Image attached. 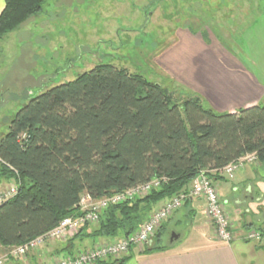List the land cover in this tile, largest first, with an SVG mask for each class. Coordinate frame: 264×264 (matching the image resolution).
Masks as SVG:
<instances>
[{"label":"trees","instance_id":"16d2710c","mask_svg":"<svg viewBox=\"0 0 264 264\" xmlns=\"http://www.w3.org/2000/svg\"><path fill=\"white\" fill-rule=\"evenodd\" d=\"M45 2L6 0L0 39L38 15ZM9 128L0 139V177L16 183L18 191L0 204L2 247L25 244L79 215L83 193L98 199L160 179L146 196L110 205L96 225L87 223L67 239L128 236L148 220L154 205L188 190L201 170L221 169L248 153L264 161V105L230 112L217 111L197 95L178 102L161 84L109 63L33 97ZM218 175L210 173L213 179ZM190 201L179 210L182 218L192 214ZM179 222L178 233H186L190 219ZM169 228L163 224L146 251L171 247L174 242L163 238ZM125 261L107 257L96 264Z\"/></svg>","mask_w":264,"mask_h":264},{"label":"rangeland","instance_id":"374dc122","mask_svg":"<svg viewBox=\"0 0 264 264\" xmlns=\"http://www.w3.org/2000/svg\"><path fill=\"white\" fill-rule=\"evenodd\" d=\"M179 28L202 31L264 83V0H46L0 39V139L33 97L103 63L159 83L182 102L189 91L171 64ZM170 230L182 227L173 222Z\"/></svg>","mask_w":264,"mask_h":264},{"label":"crops","instance_id":"0c3cea01","mask_svg":"<svg viewBox=\"0 0 264 264\" xmlns=\"http://www.w3.org/2000/svg\"><path fill=\"white\" fill-rule=\"evenodd\" d=\"M5 2L0 0V14ZM204 38L202 31L192 33L179 28L174 33L173 51L176 53L171 60L172 70L179 78L177 81L188 88L187 97L200 96L204 103L217 111L235 112L262 104L264 83L220 45L214 46V40L208 43ZM3 179L0 192L13 183ZM214 181L230 218L235 236L232 241L218 238L207 215L204 199L196 198L188 203L187 209L192 210L190 217L184 214L182 218L180 213L173 216L169 223L168 220L164 223L169 227L173 221L180 223L181 220L184 224L190 219L187 232L178 233L180 237L171 247L155 252L146 251L149 246L133 247L125 255L124 264H264V236L261 240L246 239L249 231L264 233V161L245 164L232 176L220 174ZM166 201L164 199L154 205L153 211L161 208ZM163 232L166 242L170 241L171 230L167 232L163 229ZM119 238L121 236L84 241L77 239L73 242L68 239L48 241L25 256L11 258L5 264H52L57 259L70 256L71 251L86 247L84 244L87 241L91 243L88 247H91ZM10 248L0 246V255L6 254Z\"/></svg>","mask_w":264,"mask_h":264},{"label":"built area","instance_id":"2783aa9c","mask_svg":"<svg viewBox=\"0 0 264 264\" xmlns=\"http://www.w3.org/2000/svg\"><path fill=\"white\" fill-rule=\"evenodd\" d=\"M256 153H248L240 157L237 161L231 162L218 170H201L192 181L190 188L182 191L163 204V206L151 213L148 220L134 233L119 239L97 244L94 247L83 251L75 256H67L57 259L52 264H94L100 259L107 257L121 258L129 254L130 250L136 246H150L161 226L179 211L187 200L202 198L206 204L207 215L212 222L215 233L222 241L230 242L234 239L230 218L225 209V202L222 200L214 179L210 173L232 176L237 169L245 164L257 162ZM161 184L160 179H153L149 182L139 184L109 196L95 199L89 193H83L78 207L79 215H71L63 218L59 224L35 239L25 244L11 247L9 251L0 255V264H5L11 258H19L36 250L48 241H59L69 238L78 232L87 223L99 222L101 213L110 205L124 203L136 198H142ZM18 191L16 183H12L5 190L0 192V204L14 196ZM246 239L261 240V234L257 231L247 232Z\"/></svg>","mask_w":264,"mask_h":264},{"label":"water","instance_id":"95a60500","mask_svg":"<svg viewBox=\"0 0 264 264\" xmlns=\"http://www.w3.org/2000/svg\"><path fill=\"white\" fill-rule=\"evenodd\" d=\"M179 237H180V234H178L176 232H173L172 235H171L170 241L174 242V241L178 240Z\"/></svg>","mask_w":264,"mask_h":264}]
</instances>
